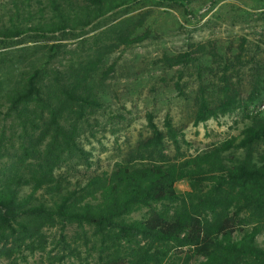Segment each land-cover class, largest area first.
Returning a JSON list of instances; mask_svg holds the SVG:
<instances>
[{
    "label": "trees",
    "instance_id": "trees-1",
    "mask_svg": "<svg viewBox=\"0 0 264 264\" xmlns=\"http://www.w3.org/2000/svg\"><path fill=\"white\" fill-rule=\"evenodd\" d=\"M137 1L0 0V42L77 32ZM86 71L60 86L59 105L39 70L0 102L20 128L16 136L0 131V247L39 240L48 228L59 229L79 264H264V150L255 149L264 142L262 113L249 117L239 137L183 159L169 118L162 134L149 115L147 140L113 166L82 173L84 117L73 115L100 107L86 89ZM239 103L236 94L213 108L200 99L194 124ZM13 140L20 141L15 150ZM168 142L172 157L163 154ZM182 180L190 189L179 194Z\"/></svg>",
    "mask_w": 264,
    "mask_h": 264
},
{
    "label": "rangeland",
    "instance_id": "rangeland-1",
    "mask_svg": "<svg viewBox=\"0 0 264 264\" xmlns=\"http://www.w3.org/2000/svg\"><path fill=\"white\" fill-rule=\"evenodd\" d=\"M38 70L57 105L60 86L87 70L86 89L100 107L73 115L80 122L84 117L80 172L107 169L128 156L150 137L149 115L162 134L168 117L180 134L181 159L194 156L239 137L249 117H264V0H138L77 32L2 41L0 102ZM235 94L238 106L194 124L200 99L213 108ZM13 119L7 105L0 106V131L8 136L20 132ZM12 143L15 150L20 141ZM165 146V156L176 154L174 144ZM255 149L264 150V142ZM189 189L188 180L175 184L179 194ZM59 237V229L45 228L31 243L10 239L0 247V264H79Z\"/></svg>",
    "mask_w": 264,
    "mask_h": 264
}]
</instances>
